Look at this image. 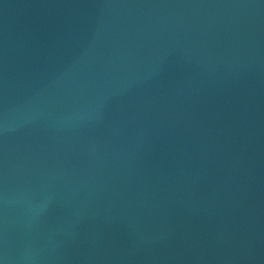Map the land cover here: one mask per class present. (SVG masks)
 Returning <instances> with one entry per match:
<instances>
[{"label":"water","instance_id":"obj_1","mask_svg":"<svg viewBox=\"0 0 264 264\" xmlns=\"http://www.w3.org/2000/svg\"><path fill=\"white\" fill-rule=\"evenodd\" d=\"M0 264H264V0H0Z\"/></svg>","mask_w":264,"mask_h":264}]
</instances>
